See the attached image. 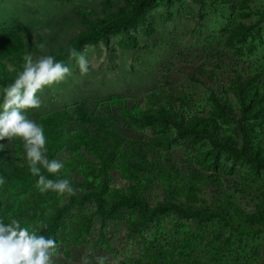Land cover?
Wrapping results in <instances>:
<instances>
[{
	"label": "rangeland",
	"instance_id": "1",
	"mask_svg": "<svg viewBox=\"0 0 264 264\" xmlns=\"http://www.w3.org/2000/svg\"><path fill=\"white\" fill-rule=\"evenodd\" d=\"M124 18L131 21L120 25ZM8 33L19 36L21 50L0 58V88L13 82L25 52L64 51L72 68L39 93L42 105L28 115L38 123L54 113L73 116L57 125L46 154L64 164L48 175L69 178L79 202L40 192L38 178H11L32 173L22 141L5 139V222L17 218L54 238L57 264H99L98 257L105 264H264V166L238 153L245 132L254 145L264 139L258 126L247 127L264 102V0H0V35ZM71 48L89 59L88 74L69 58ZM254 92L257 101L245 110L241 102ZM180 123L186 130L214 123L219 143L234 150L215 136L181 133ZM97 141L98 154L91 150ZM153 163L210 178L193 204L206 212L148 219L138 206L118 205L120 198L146 207L168 200Z\"/></svg>",
	"mask_w": 264,
	"mask_h": 264
},
{
	"label": "clouds",
	"instance_id": "2",
	"mask_svg": "<svg viewBox=\"0 0 264 264\" xmlns=\"http://www.w3.org/2000/svg\"><path fill=\"white\" fill-rule=\"evenodd\" d=\"M69 58L75 59L81 75L92 69L83 51L71 48ZM72 73V68L53 54L33 56L25 52L22 69L13 82L0 88V141L17 138L22 141L28 170L38 177L36 187L40 192L49 190L61 195H75L78 189L69 178H52L45 174H56L64 167L59 159L47 156L48 138L42 124L28 115L29 109L39 108L42 99L39 95L46 87L59 84ZM0 143V151L5 149ZM5 177L0 175V184ZM57 241L34 227L23 224L20 219L11 218L5 222L0 217V264H57ZM99 264H105L98 257Z\"/></svg>",
	"mask_w": 264,
	"mask_h": 264
},
{
	"label": "trees",
	"instance_id": "3",
	"mask_svg": "<svg viewBox=\"0 0 264 264\" xmlns=\"http://www.w3.org/2000/svg\"><path fill=\"white\" fill-rule=\"evenodd\" d=\"M130 21H131V18H126L125 20H123L122 23H120V25H124L125 23H128ZM20 50H21V41L19 39V36L10 34V33L0 35V58L10 57L16 52H19ZM55 56L58 60H64L65 52L64 51L60 52L56 54ZM244 101L241 103L243 104L245 110L246 108H252L253 101L255 102L257 101V92H254L251 94V100L250 101L248 100L249 103L247 104L245 103L244 105ZM258 102L259 104L258 105L256 104V107L254 110L255 121L253 123H249L247 127L253 130L254 126H258L259 134L264 135V102L261 98L260 100H258ZM73 121H74L73 116L66 115L60 112V113L52 114L48 119H44V121H41L40 124H42L45 129V133L48 138V141L49 140L55 141L53 134H54L55 129L57 128V125L59 123H68V122H73ZM212 125L216 127L214 123H211V124L204 123L201 125L199 123H195L188 127L187 129L188 131L186 130V128L183 127L181 123L177 124L176 127L179 129V132L181 133H183L184 131L190 132L191 134H195V136L201 134L211 139L213 136L216 137L215 135L216 128L211 127ZM87 136L92 138L93 140L95 139L94 136H89V135ZM53 141H51V143H54ZM97 142H98L97 145L92 147L91 150L92 152H94V150H97L96 152L98 154V153H101L102 151L99 149V147L101 146L100 141H97ZM219 142H220L219 139L216 137V143L222 145V147H225L228 150H231V151L234 150L233 148L230 147L231 145L230 141L223 140L221 141V143ZM263 143H264V139L259 138L256 145H254V143L250 139V136L246 134L245 132V135L243 137L238 153L240 155H243L253 160L258 166H264V151H262V148L264 146ZM150 147L154 148V145L151 144ZM154 164L155 163L150 164V166L153 168H157L156 170L157 177L161 178L164 182L168 184V188H167L169 192L168 200L165 201L164 203L156 205L155 207H149V206L146 207V204L136 197H132L131 199L120 198L119 201L117 202L118 205L119 204L120 205L133 204L135 206H138L140 211L142 212V215L148 219L154 216H161L168 212H171V213H174L177 217L190 220L196 217L199 214V211H201L202 213L206 212L205 211L206 209H201L200 207L197 208L193 204L197 198V195H198L197 191L200 188L199 186L204 181H208V179L210 178L207 179L205 178L206 175H203L199 172L195 173L194 170L190 172L188 175H181L179 173L180 169H177L176 166H174L171 163L158 166V167H154L155 166ZM1 169L2 167H0V174L2 172ZM10 173H13V172H10ZM45 174L48 175L47 172H45ZM12 177H14L16 180H23V179L25 180V179H31V178L37 179L38 178L36 176H33L32 174L24 175V176L15 175V176H11V178ZM174 194H175V197L183 200L184 202L183 203L177 202L174 199V196H173ZM72 200L75 202H79V199H77L74 195L72 196ZM97 203L98 204L102 203L101 197L99 195L97 196ZM260 210H261V218L259 220V223L264 225V207L262 206ZM163 252L166 253V251H163ZM163 260L166 261L167 259H163ZM178 264H190V263H188L185 260H182Z\"/></svg>",
	"mask_w": 264,
	"mask_h": 264
}]
</instances>
